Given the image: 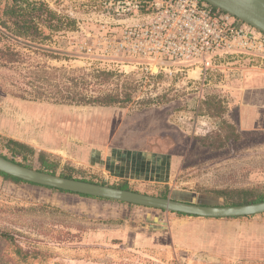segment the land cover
<instances>
[{"label":"rangeland","instance_id":"374dc122","mask_svg":"<svg viewBox=\"0 0 264 264\" xmlns=\"http://www.w3.org/2000/svg\"><path fill=\"white\" fill-rule=\"evenodd\" d=\"M12 1L0 0V9ZM31 1L75 20L74 26L46 31L45 44L60 54L57 60L38 55L35 61L89 77L112 73L104 90L130 87L132 100L114 107L24 100L13 95L5 81L11 73L0 68V142L14 139L33 148L28 163L34 169L42 155L55 165L56 175L127 184L156 197L225 206L264 195V137H238L222 150L206 143L226 124L220 120L222 102L228 103L241 69L264 68V62L226 55L217 58L219 69L205 74L195 66L171 65L172 73L150 76L140 66L132 68L136 58L105 54L103 39L109 35L102 27L114 22L100 0ZM6 152L0 145V153ZM95 201L0 176V264H135L137 256L124 257L104 242L112 230L146 221L160 228L170 217H181L131 204L132 210L115 214ZM246 218L259 220L264 233V214ZM253 250L233 264H264L263 249ZM177 261L194 264L187 256Z\"/></svg>","mask_w":264,"mask_h":264},{"label":"trees","instance_id":"16d2710c","mask_svg":"<svg viewBox=\"0 0 264 264\" xmlns=\"http://www.w3.org/2000/svg\"><path fill=\"white\" fill-rule=\"evenodd\" d=\"M74 25V19L58 14L42 1L13 0L11 4H6L0 9V68L7 69L11 73L10 80L7 78L5 81L11 83L13 95L24 100L76 106L114 107L130 102L132 93L127 91L130 90V87H125L126 91L122 92V89L116 84L114 90H104V85L108 83V78H111L112 73L96 71L90 77L86 73L77 75L74 71H69L66 68L50 66L33 59V56L42 55L48 59L57 60L60 54L45 44L50 40V35L46 31L58 32ZM1 86L4 88L3 85ZM3 88L0 87V92H3ZM209 100L205 103L208 104ZM238 137L241 136L236 134L231 126L225 124L217 134L208 136L206 143L208 146L222 150L225 145L236 141ZM0 145L7 151L0 153L1 156L22 166L33 168L28 163L36 154L33 148L14 139L0 142ZM38 162L40 168L37 170L56 175L55 165L44 159L42 155ZM0 176L15 183L32 184L2 172H0ZM61 176L76 179L70 175L63 174ZM82 181L106 185L90 180ZM112 187L138 192L137 189L131 188L127 184ZM57 191L84 198L106 200L62 190ZM144 193L149 194L148 192ZM163 198L166 197L163 196ZM260 202H264L262 194L252 200L241 203L229 202L225 206Z\"/></svg>","mask_w":264,"mask_h":264},{"label":"built area","instance_id":"2783aa9c","mask_svg":"<svg viewBox=\"0 0 264 264\" xmlns=\"http://www.w3.org/2000/svg\"><path fill=\"white\" fill-rule=\"evenodd\" d=\"M100 4L114 22L102 27L109 35L103 39L105 54L125 61L136 58L132 68L140 66L150 76L172 73L171 65L195 66L205 74L219 69L216 60L226 55H249L264 62V34L202 0H100Z\"/></svg>","mask_w":264,"mask_h":264},{"label":"crops","instance_id":"0c3cea01","mask_svg":"<svg viewBox=\"0 0 264 264\" xmlns=\"http://www.w3.org/2000/svg\"><path fill=\"white\" fill-rule=\"evenodd\" d=\"M241 71L229 88L228 103L222 102L224 113L220 120L243 138L264 137V68L253 66ZM137 191L148 192L141 188ZM97 201L99 205L116 210L115 214L133 207L111 200ZM258 221L246 217L174 216L160 228L152 227L151 221L142 224L126 222L113 229L104 242L108 240V245L123 252L124 257L137 256L135 264H174L182 256L192 259L194 264H233L251 256L253 249L262 248L264 252V233Z\"/></svg>","mask_w":264,"mask_h":264},{"label":"water","instance_id":"95a60500","mask_svg":"<svg viewBox=\"0 0 264 264\" xmlns=\"http://www.w3.org/2000/svg\"><path fill=\"white\" fill-rule=\"evenodd\" d=\"M264 34V0H202ZM0 172L28 183L190 217L234 219L264 214V202L240 206H210L161 198L109 185L65 178L22 166L0 155Z\"/></svg>","mask_w":264,"mask_h":264},{"label":"bare ground","instance_id":"6f19581e","mask_svg":"<svg viewBox=\"0 0 264 264\" xmlns=\"http://www.w3.org/2000/svg\"><path fill=\"white\" fill-rule=\"evenodd\" d=\"M154 71H156V69L154 68Z\"/></svg>","mask_w":264,"mask_h":264}]
</instances>
